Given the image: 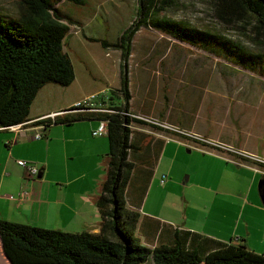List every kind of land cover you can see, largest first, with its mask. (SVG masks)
<instances>
[{
    "label": "rangeland",
    "instance_id": "obj_1",
    "mask_svg": "<svg viewBox=\"0 0 264 264\" xmlns=\"http://www.w3.org/2000/svg\"><path fill=\"white\" fill-rule=\"evenodd\" d=\"M137 2L85 0L83 5L66 1L58 4V10L69 27L63 49L73 64L77 82L68 87L49 84L42 91L56 97L55 106L67 110L70 107L66 106L73 100L83 101L90 93L102 89L118 90L121 87L120 70L124 72L126 63L131 108L137 111L134 114H145L182 131L181 134L166 133L169 140H163L166 156L160 163L159 174L166 175L171 167L174 168L173 176L183 187L187 186L184 182L188 175L198 180L209 178V182L222 178L219 189L212 184L209 186L214 191H223L221 197L228 193L223 199L230 204L231 223L234 225L237 218L233 216L240 210L242 201L248 205L258 203L264 209L261 198V185L264 183V77L219 57L218 53L184 42L150 25L140 27L132 36L131 53L126 60L122 59V48L116 47L115 43L139 19ZM174 2L160 17L183 25L187 29L185 32L194 31L193 35L213 33L236 42L253 56L264 54V35L257 41L252 33L241 26L221 23L208 0ZM0 13L16 18L19 16L18 4L15 0H0ZM83 36L98 38L109 46L105 48L99 42L85 40ZM115 93L117 98L120 97V104H123L121 93ZM190 134L203 140L195 139ZM104 137L107 141V137ZM209 141L217 145L224 143L234 151L247 150L254 154L255 157H252L258 160L252 162L240 158L238 162L254 166L257 172L250 168L238 171L232 164L211 158V155L222 153L231 155L232 163L238 164L234 154L207 145ZM81 161L77 158L76 172L79 175ZM222 166H226V170ZM137 167L140 165L134 167L133 175L139 170ZM104 168L98 193L106 179L105 157ZM154 169L149 171L151 182L148 189H151V195L148 206L152 195L159 194L163 188L158 184V170L154 172ZM80 183L75 186L79 187ZM172 187V192L180 197L183 195V189ZM240 193L241 199L237 196ZM216 201L217 205L220 197ZM262 214L260 212V216ZM38 224L44 225L41 222ZM51 226L48 223V227Z\"/></svg>",
    "mask_w": 264,
    "mask_h": 264
},
{
    "label": "trees",
    "instance_id": "obj_2",
    "mask_svg": "<svg viewBox=\"0 0 264 264\" xmlns=\"http://www.w3.org/2000/svg\"><path fill=\"white\" fill-rule=\"evenodd\" d=\"M19 16L0 13V127H13L29 121V113L39 90L44 85L70 86L75 78L74 67L64 53L69 27L58 10V4L66 1L83 5L85 0H15ZM139 19L119 37L115 46L122 48L121 57L126 60L131 53V38L140 27L150 25L162 29L184 42H191L218 53L219 57L251 70L264 77V54L252 55L236 42L213 33L203 36L185 32L179 23L170 21L161 13L174 5V0H137ZM213 13L223 24L241 26L259 41L264 35V0H208ZM248 29V30H247ZM83 38L109 44L98 38ZM122 68V64H121ZM125 63L120 70L121 87L112 90L109 108L114 113L60 114L54 124L70 125L76 121L105 120L107 122L108 152L105 155L106 179L103 180L96 208L101 217L100 233H67L25 226L0 220V242L10 264H264V256L250 251L242 243H218L194 234L196 239L213 248L196 251L185 247L176 234L171 247H155L150 250L136 242L134 236L138 216L125 210L127 190L134 164L130 161L132 130L129 125L145 123L131 119L119 112H129V76ZM115 92L121 93L124 103L115 105ZM77 109L72 106L65 112ZM45 123V129L49 126ZM146 124V123H145ZM148 124V123H147ZM154 129L161 127L150 125ZM166 132V131H165ZM173 133V132H172ZM174 134V133H173ZM242 160H249L248 157ZM253 162V161H252ZM255 162V161H254ZM264 197V183L261 185ZM186 234L192 235L187 232Z\"/></svg>",
    "mask_w": 264,
    "mask_h": 264
},
{
    "label": "crops",
    "instance_id": "obj_3",
    "mask_svg": "<svg viewBox=\"0 0 264 264\" xmlns=\"http://www.w3.org/2000/svg\"><path fill=\"white\" fill-rule=\"evenodd\" d=\"M74 75L73 83L77 82L75 72ZM45 86L39 90L31 104L28 122L65 113L66 109L55 106L56 97L43 93ZM101 91L103 89L94 93ZM129 94L131 96L130 88ZM119 100L120 97H114L115 105L120 104ZM131 100L132 97L129 101V111L136 113L137 111L131 108ZM81 101L73 100L66 107H72ZM46 122L49 126L42 131L43 136L40 139H34L38 131L35 124H27L18 131L0 127V220L67 233L99 234L101 217L95 199L99 195V181H102L104 175V157L108 152V142L104 136L92 135V131L98 127L96 119L76 121L70 125L54 124L52 120ZM131 130L133 150L129 159L134 167H140H137L139 170L135 175L131 174L125 190V210L138 216L134 232L138 244L150 250L159 246L171 247L178 234L185 247L201 252L213 248L211 243L196 239V234L218 243H242L248 250L264 256V214L260 216L264 209L258 203L248 205L242 201L240 210L233 216L237 218L233 225L229 212L230 204L223 199L228 193L221 197L223 191H214L209 186L212 184L215 189H219L222 178L209 182V178L198 180L197 177L188 175L184 182L187 186L183 187L173 176L174 168L171 167L166 175L159 174L160 163L166 156L163 140H169L166 133L181 134V130L154 129L147 123H133ZM219 144L210 141L207 143L215 149L234 154L238 164L232 163L231 155L220 153L216 155L218 157L211 155V158L232 164L238 171L250 168L254 173L257 172L254 166L238 162L240 158H246L244 154L251 156H247L249 160H256L254 154L247 150L234 151L229 145ZM77 158L82 159L81 165L79 164L80 175L76 172ZM17 160L36 165L38 174L30 176L27 169L17 165ZM174 164L175 161L173 166ZM222 167L226 170V166ZM153 168L154 172L158 170V184L163 188L159 194L152 195L151 204L148 206L151 195V189H148L151 182L149 171ZM162 176L166 177L164 184L160 183ZM79 182L80 186H75ZM171 187H180L184 190L183 195L178 196L172 192ZM19 191H26L24 200L16 201L7 197L16 196ZM240 192L244 193L241 190ZM241 193L237 194L239 199ZM219 197L221 202L216 205ZM262 203L264 205L263 198ZM40 222L44 225L39 226ZM48 223L52 226L48 227ZM187 232L192 235L186 234ZM0 263L10 264L1 242ZM144 264L153 262L149 259Z\"/></svg>",
    "mask_w": 264,
    "mask_h": 264
},
{
    "label": "built area",
    "instance_id": "obj_4",
    "mask_svg": "<svg viewBox=\"0 0 264 264\" xmlns=\"http://www.w3.org/2000/svg\"><path fill=\"white\" fill-rule=\"evenodd\" d=\"M112 90L109 89H105L99 93H93L90 94L89 96H87L86 98H84L83 101L76 103L74 106L77 107V109H74L72 111H68L65 112L64 114H71V113H88V112H97V113H118L112 109L109 108L108 104H110V98L112 96ZM119 114H123V115H128L131 117V119H137V120H141L144 121L145 123H148V125H153V126H158L161 128H165V129H171V130H176V128L170 127L167 124H165V122H160L157 119H152L149 118L148 116H144V115H138V114H134L131 113L130 111L128 113L126 112H119ZM55 114L51 115L49 117H41L38 119H35L33 121L30 122H25L16 126H9L7 127L8 129H11V131H18V130H22L23 127H25L27 124L28 125H33L35 124L36 127L35 129H37V133L34 136V139H40L41 136H43L42 131L46 130L45 129V123H39L41 121H47V120H52L55 119ZM130 129L132 128V124L129 125ZM107 122L105 120L102 121H98V127L96 129H94L92 131V135L96 136V137H103L107 135ZM191 136H195V138H198V140H203L201 139L199 136L197 135H191ZM246 156H249L246 154ZM250 157V156H249ZM256 159V158H254ZM258 160V159H256ZM17 165L27 169V172L30 176H36L38 174V167L32 163H28L25 160H17L16 161ZM166 181V177L162 176L160 179V183L164 184ZM26 191H19L17 193L16 196L13 195H8L7 197L11 200H16V201H22L26 198Z\"/></svg>",
    "mask_w": 264,
    "mask_h": 264
},
{
    "label": "water",
    "instance_id": "obj_5",
    "mask_svg": "<svg viewBox=\"0 0 264 264\" xmlns=\"http://www.w3.org/2000/svg\"><path fill=\"white\" fill-rule=\"evenodd\" d=\"M263 198V202H264V197H262Z\"/></svg>",
    "mask_w": 264,
    "mask_h": 264
}]
</instances>
